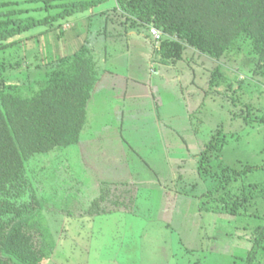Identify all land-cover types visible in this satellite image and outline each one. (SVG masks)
Masks as SVG:
<instances>
[{
  "label": "rangeland",
  "instance_id": "obj_1",
  "mask_svg": "<svg viewBox=\"0 0 264 264\" xmlns=\"http://www.w3.org/2000/svg\"><path fill=\"white\" fill-rule=\"evenodd\" d=\"M6 1L8 7L22 9L21 16L41 18L54 12L43 7V0ZM113 5V0H106L54 21L51 30L43 32L49 24L37 25L14 36L16 43L0 48V77L30 95L41 83L44 63L71 53L83 41L94 46L96 66L101 67L105 50L114 56L112 49L120 47V39L113 38L111 21L102 29L108 15L99 14ZM100 29L108 36L98 34ZM132 45L131 55L121 54L115 61L124 66L129 60L133 65L121 71L128 76L130 90L133 85L140 96L127 92L122 111L115 109L113 100H104L106 116L91 126L98 132L119 124L123 138L110 130L107 141L99 146L91 140L82 155L81 147L73 145L36 154L26 163L38 203L26 222L38 231L45 251L39 264H264L260 249L251 261L244 259L254 228L264 223V167L248 171L229 185L233 194L243 188L247 196L244 213L222 207L218 195L223 190L212 197L204 194L220 163L234 169L264 164V74L252 71L248 43L237 40L220 61L185 47L174 65L156 63L155 74L150 68L153 79L146 83L150 85L148 96L146 88L144 93L139 81H133L149 72L142 67L144 48ZM216 63L221 73L214 74L210 84ZM156 114L161 127L171 126L167 133L162 129L163 137L172 139L168 152L154 129L159 127ZM212 135L219 144L224 138L223 146L209 152L208 169H199L198 153ZM81 140L86 145L83 129ZM123 175L125 184L119 190L132 185L134 196L131 201L124 193L117 207L127 212L89 215L91 200L103 193L105 185L111 187L105 181ZM96 177L105 180L99 190L93 181ZM109 194L106 191L100 207L95 205L92 210L113 209ZM226 200L231 205V199Z\"/></svg>",
  "mask_w": 264,
  "mask_h": 264
},
{
  "label": "trees",
  "instance_id": "obj_2",
  "mask_svg": "<svg viewBox=\"0 0 264 264\" xmlns=\"http://www.w3.org/2000/svg\"><path fill=\"white\" fill-rule=\"evenodd\" d=\"M105 1L43 0V7L54 12L32 18L21 16L22 9L8 7L9 1L0 0V48L16 43L18 40L12 38L31 27L49 24L43 32L51 30L54 21ZM113 1L112 8L99 12L108 15L106 22L128 23L130 28L147 32L149 26H154L162 32L156 46L161 62L176 63L182 58L185 47L220 61L242 38L248 43V53L254 60L252 71L264 74V0ZM57 7H60L58 11ZM93 14L95 12L88 14V30ZM103 26L106 29L107 23ZM9 66L14 68L16 64ZM217 73H221L218 63L210 75V84ZM97 78L94 46L87 41L71 53L50 57L44 63L38 89L30 95L22 93L19 85L0 77V264H39L45 256L38 231L28 227L26 222L38 205L26 163L36 154L69 147L79 141L87 101ZM214 136L198 153L199 169H208L209 152L223 146L224 138H220L219 144ZM220 166L219 172H213V184L205 196L212 197L223 190V194L218 195L222 207L244 213L247 196L243 188L233 194L229 185L264 164H244L240 169L221 163ZM102 191L91 202L89 213H96L92 207H100L106 197L103 195L107 190ZM226 198L231 199V205ZM257 249L264 252V223L254 228L252 244L244 259L251 261Z\"/></svg>",
  "mask_w": 264,
  "mask_h": 264
},
{
  "label": "crops",
  "instance_id": "obj_3",
  "mask_svg": "<svg viewBox=\"0 0 264 264\" xmlns=\"http://www.w3.org/2000/svg\"><path fill=\"white\" fill-rule=\"evenodd\" d=\"M100 15H102L100 13ZM106 18V17H105ZM105 18H103L104 24H106V21L104 20ZM102 25V29H105L104 26ZM110 27L111 29L114 30V34H113V38H117L120 39V44L118 47V51L115 49L113 51L114 56L110 55H106L107 52L105 50V55L103 56V65L101 67L96 66L97 67V81L91 91L90 94V98L87 101V105H86V119H85V125L83 126V130H84V135H85V140L84 142H86L84 145V143L82 144L81 140L80 142H77L75 145L79 146L78 149H80L81 147V155L84 152V148H86L88 146V143L91 140H96L97 144L101 143L102 140H108L110 137H108V134L110 130L113 131V133L115 134H119V137L123 138L122 136V128L121 126L118 125H112L114 127V129H117L116 131L114 129H103V130H99L97 132L93 131L91 129V126L94 125V123L97 121L98 118H101L103 116H106L105 114V110H106V105H105V101L106 99H110L113 100L114 104L116 105L115 109L118 110V107L120 108L119 110H123L124 108L122 107V103L125 104L127 99V92L130 93V96H140V90L134 88L133 85H131L132 90H130V84L128 81V76H126V74L122 73V69L124 71H126V69L131 68L133 65L130 64L129 60H126V63L124 64V66L122 65V63L120 61H115L117 59H119V55H131V48L133 47L132 44H137L139 46H142L144 48V56H143V62H142V67L143 70H147L149 71L148 73L144 74V77H142V79L138 78V79H134L133 81H139V86H141L142 91L144 92L143 87L146 88V95L148 96V89L150 87L149 84V80L153 79L152 76L150 75V71H152L150 68L153 67V71L154 74L158 73V68H156V63H158V65H162L163 67H167L166 65H174V63H163L160 60H158V56H157V51H156V46H158L157 44H155V42L152 40V38L150 37V35L148 34L147 31H142L140 29H136V28H130V26L128 25V23H125L124 25L122 23H118L116 21H113L110 23ZM65 28V27H63ZM100 33H103L104 35L106 34L107 31H102L101 29L99 30ZM99 34V33H98ZM105 36H108V34H106ZM130 44V46H129ZM131 47V48H130ZM95 54V52H94ZM121 55V56H122ZM95 58V56H94ZM109 59V60H108ZM111 60V61H110ZM109 61V62H108ZM97 65V62H96ZM146 78L147 81H143V79ZM138 85V84H137ZM108 96V97H107ZM156 120L159 122V127L156 126L154 127V129L157 131L158 133V138H159V142L160 145L163 146L167 152H168V141H172L171 137L168 139V136L166 135L165 137H163V130L164 129L165 133L168 132V129L171 128V126L165 124L164 127H161V121L158 118V115L156 114ZM115 118H118V113L116 114ZM121 119V118H120ZM122 121V119L120 120ZM164 124V123H163ZM164 133V134H165ZM162 134V136H161ZM102 136V137H101ZM113 137V136H112ZM116 139V138H115ZM106 140V141H107ZM91 144V143H90ZM101 144H99L100 146ZM73 146V145H72ZM80 155V156H81ZM156 177H158L156 175ZM98 177L94 178V183L95 186L98 188L99 190V186L100 183L105 180L101 179L98 180ZM113 178L112 180L107 179L105 182H107L108 184H111V187H106V185L104 186V190H107L109 194V200L112 203V206L110 208L113 209H109V210H105L103 212H117V211H124L127 212V210L124 207H117L118 205V200L121 197H124L123 194L125 193V197L127 195H129V197L127 199L130 198V200L132 201V196H134L132 194V185L130 187H128V189H126L125 191H120L119 187L120 184L123 185L125 184V177L123 176H119L117 177L118 179H115L116 177H111ZM151 180H157L160 181V179H151ZM99 184V185H98ZM133 184V183H132ZM160 187H162V185L159 184ZM164 188V187H163ZM165 189V188H164ZM128 190V192H126ZM99 196V195H98ZM95 197V196H94ZM93 198V197H92ZM96 199L93 198L91 200V202ZM114 200H116L115 202H113ZM111 210V211H110ZM88 212V211H87ZM98 212V213H94L91 214L88 212L89 215H97V214H104V213Z\"/></svg>",
  "mask_w": 264,
  "mask_h": 264
},
{
  "label": "built area",
  "instance_id": "obj_4",
  "mask_svg": "<svg viewBox=\"0 0 264 264\" xmlns=\"http://www.w3.org/2000/svg\"><path fill=\"white\" fill-rule=\"evenodd\" d=\"M148 34L150 35L152 40L155 42V44L158 45L160 37L162 35V32L158 28H156L154 26H149L148 27Z\"/></svg>",
  "mask_w": 264,
  "mask_h": 264
}]
</instances>
